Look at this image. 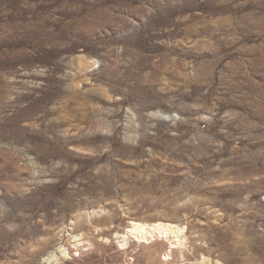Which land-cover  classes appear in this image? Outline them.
I'll return each mask as SVG.
<instances>
[{"label":"rangeland","instance_id":"374dc122","mask_svg":"<svg viewBox=\"0 0 264 264\" xmlns=\"http://www.w3.org/2000/svg\"><path fill=\"white\" fill-rule=\"evenodd\" d=\"M0 264H264V0H0Z\"/></svg>","mask_w":264,"mask_h":264},{"label":"bare ground","instance_id":"6f19581e","mask_svg":"<svg viewBox=\"0 0 264 264\" xmlns=\"http://www.w3.org/2000/svg\"><path fill=\"white\" fill-rule=\"evenodd\" d=\"M128 232L132 233L138 241L154 240L165 236L170 240L171 245H177L183 243L185 227L161 221L154 223L152 226L144 222L133 221L131 223V229ZM126 244L127 242L122 243L123 246ZM64 254V256L67 255L66 252H64ZM168 255L169 254L166 253L165 258L168 257Z\"/></svg>","mask_w":264,"mask_h":264}]
</instances>
